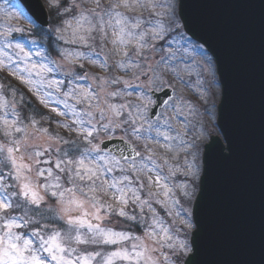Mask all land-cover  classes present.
<instances>
[{
    "label": "snow or ice",
    "instance_id": "6c2138e0",
    "mask_svg": "<svg viewBox=\"0 0 264 264\" xmlns=\"http://www.w3.org/2000/svg\"><path fill=\"white\" fill-rule=\"evenodd\" d=\"M87 2L91 7L81 0H49L61 18L50 33L68 46L57 48L64 63L83 69L87 60L105 70L107 75L92 77L95 88L76 84L88 74L71 67L63 73L65 90V80L49 79L64 65L43 51L26 50L35 41L16 39L14 34L26 29L7 23L0 30V70L6 69L43 108L64 118L46 116L18 88L0 83V264H189L205 164L197 163L196 144L186 139L187 122L183 131L174 129L162 113H153L150 96L165 85L175 91L166 75L183 82L180 73L192 72L187 64L178 69L172 63L182 62L187 49L179 58L180 49L165 51L176 36L183 37L176 4L165 5V23L154 19L161 15L159 0ZM109 45L110 55L119 57L111 65L104 52ZM157 52L163 55L150 62L148 54ZM33 54L40 59L33 60ZM214 63V55L204 60L209 69ZM113 69L144 78L137 85V102L124 99L133 85L113 76ZM173 99L176 105L165 101L166 108L177 114L185 107L193 111L182 97ZM42 121L68 135L50 131ZM41 136L45 144L33 143ZM104 138L119 139L123 146L108 150ZM140 141L147 155L138 150ZM149 141L164 150L162 156ZM181 152L182 163L177 159ZM228 153L224 157L231 156L230 147ZM184 202L192 206L185 208ZM137 225L140 234L133 230Z\"/></svg>",
    "mask_w": 264,
    "mask_h": 264
},
{
    "label": "water",
    "instance_id": "95a60500",
    "mask_svg": "<svg viewBox=\"0 0 264 264\" xmlns=\"http://www.w3.org/2000/svg\"><path fill=\"white\" fill-rule=\"evenodd\" d=\"M41 29V0H14ZM183 32L215 57L218 136L203 146L189 264H264V0H182ZM186 25V26H185ZM158 114L170 90L150 93ZM108 150L123 146L105 140ZM231 148V156L228 149ZM192 206V205H191ZM189 239H191L189 237Z\"/></svg>",
    "mask_w": 264,
    "mask_h": 264
},
{
    "label": "rangeland",
    "instance_id": "374dc122",
    "mask_svg": "<svg viewBox=\"0 0 264 264\" xmlns=\"http://www.w3.org/2000/svg\"><path fill=\"white\" fill-rule=\"evenodd\" d=\"M41 1L48 13L50 11H53L49 7V0H41ZM81 2H83L84 6L91 7V4L88 3L87 0H81ZM8 3L5 0H0V30H3V26L5 24L10 23L13 27L19 26L27 30L23 34L15 33L14 35L17 40L23 38L24 40L27 41H35L34 39H30V37L32 35L31 30L34 27H36V25L33 23L31 19L28 18L29 22H27L18 16L19 12L24 13V11L17 3H15L13 0L11 5ZM169 3H175L176 11H177V6H178L177 0H159L160 7L156 9V11L161 14L159 15L161 17V20L165 23H167L168 17L163 15V13L167 11L165 5ZM136 11L139 12L140 9H137ZM144 15L145 16L148 15L147 12H145ZM52 29L54 28L50 27L49 30L48 29L45 31L43 30L44 32L52 36V39L50 41V50L48 51L46 50V54L49 55L50 59L56 60L57 63L63 64L64 67L61 72L50 74L49 79L65 80V84L61 85V87L66 90L67 89L66 77L64 76L63 73L68 71L71 67H75L76 72L79 75L83 76L85 73L88 74L87 80H78L75 81V83L80 85L81 87H87L89 84H91L93 88H95L96 81H94L92 77L107 75L105 70L99 66V63L92 64L87 60L82 61L84 63L83 69L79 68L78 65L71 66L64 63L58 55L57 48L68 47V46L63 45L62 42L58 43L55 41L54 33H50V30ZM179 31L182 32L181 27ZM173 35H175V33H173ZM36 46L37 43L35 44V46H33L32 44H28L26 45V50H31L33 53H35V51L37 50ZM176 49H180V51L177 52L178 58L183 55L185 49L188 50L187 55L183 56L182 62L178 59L177 61H172V63H175L178 69H184L185 64H187L192 69V72L190 75L185 71H182L180 73V75L183 76V82H178V79H173L172 74L166 75L164 79L170 81L171 84L175 85V91H173V89L171 87H168L167 85L164 86L163 90L170 89L172 93L171 97H177V96L182 97L184 101H187L188 104L191 105L193 111L190 113L188 107H185L182 113L177 114L176 112L173 111L172 108H166V106H164L161 110H159L158 114L162 113L164 117L168 118L173 128L176 129L177 131H183L185 127V123L187 122L188 136L186 137V139L189 140L190 142H195L196 151H197V163L200 164L202 146L208 142L211 136H220L216 126V116H217L216 105L218 104L220 99V87L216 78L214 65L209 69L204 64V60L209 55L204 51L203 48L194 45L188 38H185V36L183 35L182 38L180 36H176V43L172 45L171 49H169L168 46L165 45V51H169V50L176 51ZM110 51H111V45H109L104 49L105 53H109L108 62L111 65L116 59H119V57L110 55ZM148 55H149V61L154 62L159 60L160 56L163 55V53L161 52H157L156 54L149 53ZM32 59L38 61L40 58L33 54ZM111 74L113 76H117V75L123 76L125 79L129 80V83L133 85V87L128 88L127 91L131 93V95L126 96L124 99L128 101H132L134 103L137 102V95L140 92V88L137 87V85L145 83L144 78L141 77L140 80H136L131 76V74L125 75L122 71H117L115 69H113ZM198 80L200 81V83H197ZM12 82H16L18 86H16V84ZM0 83L4 85L11 84L12 86L22 91L25 94L26 101L30 102V106H33L31 104V102L33 101L36 105H39L43 108V106L40 105L39 102L36 100L35 96H33L24 85L20 84L19 81H17L14 77L10 76L6 69L0 70ZM115 87L123 88L124 85L121 84ZM160 91L162 90L158 88L154 92H160ZM54 98L55 96L53 97V99ZM17 99H19V96H17ZM118 102H124V100ZM168 102L173 106L176 105L175 99L171 101L169 100ZM52 106L57 107L58 110H62L63 107L62 105H56V104H53ZM43 109L46 112H48L50 115H52L55 119H64L63 117H55V114L50 113L48 109L45 108ZM42 126L43 127L50 126V131L59 132L63 136L68 135L66 130L58 128L55 123L42 121ZM116 135L119 136L120 133L117 132ZM104 139L107 140V138ZM45 142H46V138L43 136L33 141V143H37V144H45ZM144 143H145L144 141L139 142L140 147L138 148V150L141 151L144 155H147L148 153L145 152L143 149ZM148 143H149V147H151L156 152L157 157L163 155L164 150L158 144L152 143L151 141H149ZM169 156L174 157L176 156V154L170 153ZM183 157H184V153L181 152L177 157V159L182 163ZM189 159H191V156H189ZM162 162L163 161H161V163ZM171 162L175 163L176 160H172ZM141 179H143L144 183L147 185L148 182L147 175L142 176ZM178 179L182 180L183 177L178 176ZM184 207L185 208L191 207V202H184ZM160 214L162 216L165 215L163 210H160ZM165 218L167 219V217ZM133 230L136 231L137 234H140L138 225Z\"/></svg>",
    "mask_w": 264,
    "mask_h": 264
},
{
    "label": "trees",
    "instance_id": "16d2710c",
    "mask_svg": "<svg viewBox=\"0 0 264 264\" xmlns=\"http://www.w3.org/2000/svg\"><path fill=\"white\" fill-rule=\"evenodd\" d=\"M5 1H7V3L9 2L8 4H10V5L12 4V0H5ZM49 15H50V27L51 28H55L59 24L61 18L57 17L56 12H54V10L53 11H50L49 12ZM18 16L21 17L23 20H25V21L28 22L27 17L22 12H19L18 13ZM145 18L147 19L148 18V15H146ZM154 19H160L161 20V17L160 16H157ZM31 33H32V35H31L30 39H34L36 41V43H37V46H36L37 47V50L43 51L45 53H46V50L47 51L50 50V41L52 39V36L51 35H49L48 33L44 32V31H42L40 29H38L37 27H34L31 30ZM12 83H14V82H12ZM14 84H16V83H14ZM16 86H18V85L16 84ZM31 104L36 109H38L40 112H43L46 116L47 115H50L41 106L36 105L33 101L31 102ZM37 118H39V117H37Z\"/></svg>",
    "mask_w": 264,
    "mask_h": 264
}]
</instances>
